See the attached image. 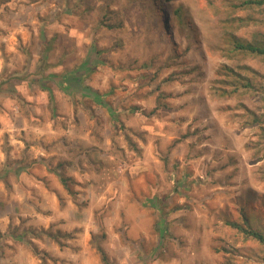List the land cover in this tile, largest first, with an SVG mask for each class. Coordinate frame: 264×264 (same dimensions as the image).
Here are the masks:
<instances>
[{
    "label": "rangeland",
    "instance_id": "rangeland-1",
    "mask_svg": "<svg viewBox=\"0 0 264 264\" xmlns=\"http://www.w3.org/2000/svg\"><path fill=\"white\" fill-rule=\"evenodd\" d=\"M16 1L0 264H264V6Z\"/></svg>",
    "mask_w": 264,
    "mask_h": 264
},
{
    "label": "trees",
    "instance_id": "trees-1",
    "mask_svg": "<svg viewBox=\"0 0 264 264\" xmlns=\"http://www.w3.org/2000/svg\"><path fill=\"white\" fill-rule=\"evenodd\" d=\"M242 4L248 6L262 7L264 6V0H245ZM233 47L238 51L245 52L251 55L264 56V40L262 38H260L259 40L255 39L254 41L251 42L234 40ZM250 114L253 117L252 123H256L258 121L257 117L253 113ZM64 187H66L65 184ZM236 227L240 229L245 236L251 237L252 239H255L259 242L264 241L262 235L259 232L252 229H245V228L242 229L240 226H236ZM97 251L100 254V259L102 264H113L108 259L105 251L102 248L98 247Z\"/></svg>",
    "mask_w": 264,
    "mask_h": 264
},
{
    "label": "crops",
    "instance_id": "crops-1",
    "mask_svg": "<svg viewBox=\"0 0 264 264\" xmlns=\"http://www.w3.org/2000/svg\"><path fill=\"white\" fill-rule=\"evenodd\" d=\"M0 6H1V9H3L5 12L2 15V17L4 18L3 23L5 24L8 21V19H14V15L20 14L21 12L19 8V4L16 0H8L4 2L3 5H0ZM1 36L3 37V40L5 41L6 44L8 43V41H10L13 38V35L11 32H4ZM11 48L13 49V47ZM4 51L5 53H7L6 50ZM16 52H17L16 50H14V52L12 51L8 52V54L6 55V58L5 56L0 55V75L1 73H7V72L12 73L13 71L12 69L14 68L15 58L21 55L19 53L16 54ZM7 60H9L10 63H8Z\"/></svg>",
    "mask_w": 264,
    "mask_h": 264
}]
</instances>
